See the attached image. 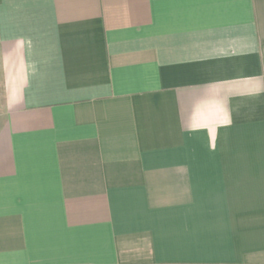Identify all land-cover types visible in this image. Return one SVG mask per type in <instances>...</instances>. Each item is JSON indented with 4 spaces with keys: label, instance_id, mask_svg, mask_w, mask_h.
Instances as JSON below:
<instances>
[{
    "label": "crops",
    "instance_id": "obj_1",
    "mask_svg": "<svg viewBox=\"0 0 264 264\" xmlns=\"http://www.w3.org/2000/svg\"><path fill=\"white\" fill-rule=\"evenodd\" d=\"M0 264H264V0H0Z\"/></svg>",
    "mask_w": 264,
    "mask_h": 264
}]
</instances>
